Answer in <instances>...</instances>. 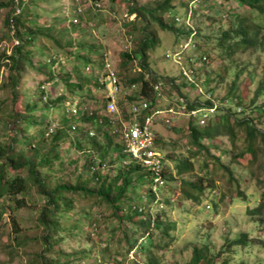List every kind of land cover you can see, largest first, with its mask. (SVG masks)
<instances>
[{
    "label": "trees",
    "instance_id": "trees-1",
    "mask_svg": "<svg viewBox=\"0 0 264 264\" xmlns=\"http://www.w3.org/2000/svg\"><path fill=\"white\" fill-rule=\"evenodd\" d=\"M74 1L72 14L78 20L84 10L101 9V0H90L83 11L80 9L82 5L75 6L78 0ZM138 1L120 0V3L127 5L123 14L130 21L125 25L135 26L138 40L131 37L133 47L121 52L117 64L119 70L116 71L113 66L120 88L117 95L119 116L107 113L106 98L97 84L107 51H102L101 43L87 39L89 34L84 33L72 19L68 20V26L64 24L67 19L61 12L59 0L0 1V9L9 7L3 19L8 28L4 38L10 42L14 38L19 41L9 56L0 52V67L6 64L8 68L7 84H2L6 86L9 103L12 104L11 112L7 111L2 118L0 115V131L9 132V138L0 141V231L6 224L10 226L8 237L15 248H26L37 242L41 244L43 250L30 252L29 257H33L30 264H84L89 258L94 264H125L132 249L136 256L141 254L139 258L145 256L144 264H165L163 252L178 241L183 227L168 220L167 212L177 207L179 211L194 210L193 213H199L207 204L212 205L211 211L233 191L241 200L248 201L253 195L248 192L251 180L247 178L248 183L244 182L241 186V174L254 179H261L264 174V104H257L258 97L264 95V66L252 98L247 99L248 90L240 85L238 87L241 89L231 95L238 79L245 81L246 75V81L252 83L259 74L258 59L241 62L231 57L235 53L244 54L243 51L253 54L254 49L248 47L264 46V34L246 23L248 18L254 21L256 17L264 16V0H231L237 1L240 7L234 8L231 4L227 19L219 22L218 32L208 29L210 32L207 33L205 29H195L194 51L200 52L198 60L203 55L206 59H215L221 63V70L219 73L215 71L216 65L205 59L201 61L200 68L190 65L194 77L214 92L210 84L219 81L225 83L229 69H234L224 99L231 100L234 105L239 104L245 114L237 113L233 107H224L223 110L218 109L204 127L197 126L196 118L186 116L183 127L185 145L177 143L175 150H166L162 146L164 142L157 141L155 144L154 148L163 153L165 178L164 184L155 190L153 170L140 160L133 159L128 166L121 164L118 168L113 165L110 154L116 155L120 161L127 160V152L124 151L126 142L123 136L121 138V132L124 131V124L135 120V112L132 111L134 101L145 99L153 104L156 101L153 85L157 81L161 80L167 86L163 93L169 104L185 98L188 109L212 105L208 98L195 95L194 91V95L189 96L187 89L193 90L195 86L182 81L180 73L158 74L147 63L148 52L155 50L161 42L160 30L173 31L174 43L179 44L185 31L176 25L175 17L183 13L182 6L186 3L178 5L174 3L175 0H152L142 5ZM223 1L230 0H221L220 7ZM42 2L48 6L41 7ZM177 5L181 10H175ZM240 8L255 10L258 15L245 17V13H237ZM199 10L198 7L192 15ZM113 12L111 7L109 13ZM166 13L168 21L163 18ZM41 17L50 21L41 22ZM77 31L80 32L79 36H73ZM209 40L214 41L220 49L216 48V57L211 55L212 46H207ZM34 56L41 59L38 65L33 62ZM52 56H62L63 62L55 65ZM5 58L9 59L6 61L9 64L2 63ZM133 62L138 68H133L134 73L131 72ZM87 65H90V70H86ZM29 70L41 76L35 87V100H29L26 93L22 95L17 87L19 83H25ZM58 82L63 87L59 95L42 88L45 83ZM122 82L125 88L133 92L125 93V101L121 98ZM92 87L101 92L100 97L92 96ZM84 90H87L86 93H83ZM22 96L27 100L19 106ZM74 98L78 100V112L66 117L67 106H63V103L68 101L73 104ZM87 99L93 100V106L91 103L89 107L86 106ZM128 100H131L129 106ZM39 101L44 104L37 106ZM52 108L64 109V114L51 119L48 111ZM247 111L250 113L246 114ZM206 137L212 138L210 144L206 143ZM64 145L65 148H62ZM76 150L82 154L86 171L80 169L78 158L69 162L72 168L64 161L63 155ZM129 158L132 159L131 156ZM171 158L175 159L170 167L167 159ZM188 159L196 160L187 162ZM63 172H70V179L62 176ZM140 187L147 192V196L140 192ZM261 197L264 198L263 192ZM39 198L44 199V204L37 206ZM79 206L80 210L77 211L76 207ZM22 208L38 210L34 225L40 229L38 235L25 234L26 228L20 224L16 213L17 209ZM245 215L257 216L260 231L249 241L261 252L264 250V200L247 206ZM200 223L202 221H195L194 228L197 229ZM95 225L98 227L92 230L91 227ZM171 230L174 234H171ZM94 233L98 240L89 247L81 246L68 251L61 246L70 239L78 243L81 240L89 242L90 235ZM229 240L226 238L224 244ZM249 241L246 233H243L231 240L228 247L235 244L246 246ZM96 248H101V256L96 253ZM220 251L221 246L218 250L213 249L209 240L201 247L193 243L189 259L184 264H217ZM45 252L55 257L47 258ZM137 263L141 264L138 259L134 260V264Z\"/></svg>",
    "mask_w": 264,
    "mask_h": 264
},
{
    "label": "rangeland",
    "instance_id": "rangeland-1",
    "mask_svg": "<svg viewBox=\"0 0 264 264\" xmlns=\"http://www.w3.org/2000/svg\"><path fill=\"white\" fill-rule=\"evenodd\" d=\"M4 1V0H0ZM152 0H139L138 2L142 5H147L150 3ZM193 0H182L180 2L181 5L182 3H186L185 6L183 7V13L179 14L177 17H179L178 21H175L176 25L181 27L185 33L182 35V37L179 40V44L174 43V34L173 31L171 30H160L158 32L159 37L161 38L160 44L155 48L153 51H149L148 55V65L155 70L158 74H172L176 75L180 73V77L182 81H185L184 78L182 77L181 69L180 66L174 62H172L169 59H165V53L167 51H172V50H179L182 48L183 44L188 41V35L189 31L191 29H205L206 32L215 31L218 32L219 30V22L221 19L226 18V14L229 10V8L234 6L236 8L237 1H229V2H224L222 4V7H220V1L221 0H201L200 3L196 4V8L199 7V4H201V9L199 10L198 13L195 15H190V19L187 20V23L185 22L186 20V15L189 10V8L192 5ZM74 0H59L58 3H61V12L63 13L64 16H66V21L64 24L68 26V23L70 19L73 20V23L78 24L81 28L82 31L86 34H89L87 39H91L93 42L96 43H101L103 48L102 51L105 49L107 51V55L109 57V60L111 64L115 67L116 71L119 70V66L117 67V64L120 60V54L124 50V46L127 42V40H131V37H136L137 38V31L135 29V26L132 25H125L127 21H130L126 19L124 16V12L126 11V4L123 2L120 3L119 1H115L114 3L111 0H101V9L98 10L96 8H90V10H84L88 4H90V0H78V3L75 6H80V9L84 12L81 13L82 15L79 17V20L77 19L76 16L72 14L73 12V5H74ZM176 6L175 10H181V7ZM41 7H46L48 6L46 3L42 2L40 3ZM111 7H113V13L111 12ZM87 8V7H86ZM9 10V7H4L0 9V41L5 39L4 37L6 36L7 33V26L3 22V19L5 15L7 14ZM245 11V12H244ZM96 12V15H95ZM241 12L245 13V17H253L257 16L258 12L255 10L247 11L243 10L240 8L237 13ZM177 13V11H176ZM181 13V11H180ZM55 14V13H54ZM185 15V19H184ZM113 16V17H112ZM181 17V18H180ZM163 18L165 21L169 20L168 13L166 15L163 14ZM227 19V18H226ZM231 19V17H230ZM42 20L50 21L49 18H44L41 17L40 21ZM222 20V21H223ZM72 22V21H70ZM216 22V23H215ZM225 22V21H224ZM139 24V22H138ZM137 24V25H138ZM217 24V25H216ZM254 24L261 25V29L264 33V16H258L254 19ZM217 27V28H216ZM210 29V30H208ZM77 31L76 35L73 36H79L80 32ZM192 42L195 44L196 41V35H193L192 37ZM132 41V40H131ZM8 43L10 40L7 41ZM216 43L214 41L210 42L207 44V46L211 47V55L213 57H216V48L217 46L215 45ZM132 45V44H131ZM133 45L131 46V48ZM14 47H11L13 49ZM219 51L220 49L217 48ZM248 49H254V53L250 54L249 51H243L244 54L242 53H235L231 58L236 60V61H241L243 62L244 60L247 61L251 59H258L260 62V67L257 69V74L254 81L252 83L247 82L246 80V75H245V81L243 79H238V81L234 84L233 87V93L238 92L241 88H247V99L252 98L253 92L255 91L256 86L258 85V79L260 76H262V68L264 66V46L260 45H255L252 47H248ZM263 50V51H261ZM184 56H189L192 57L195 54L194 47L190 46L183 51ZM7 56L9 54L6 53ZM188 58H186L184 64L186 67H188L187 64H189ZM8 58H5L2 63H7ZM40 57L39 56H34L33 62H35V65H38L40 62ZM208 62H211L215 66V71L218 70V73L221 70V63L216 62L215 59L210 60L206 59ZM181 64L183 65V57L181 60ZM190 65V64H189ZM137 69V65L134 64L133 66L131 65V72ZM7 65H1L0 67V104L3 102L0 111L1 118L2 116H5L4 113L7 111L11 112V102L9 103L8 99V90L6 86L3 87L2 83H6V75L8 73L7 70ZM233 70L234 69H229L228 77L225 83L219 81L218 82H213V88L214 92L218 96H226V91L229 89V85L231 84L232 78H233ZM58 71V70H56ZM131 73V74H132ZM204 75V73H203ZM75 77H73L74 79ZM220 79V77H218ZM41 80L40 75L34 74L32 70H29V72L26 74V79L24 80L25 83L20 85L18 84V89L20 90V93L24 95L25 93L27 96H29V100L36 99V95L34 94V91H36L35 87L38 84V81ZM75 80V79H74ZM7 84V83H6ZM44 88H46L47 91H53L57 92V94L60 93V91L63 89L61 82H58L56 84L53 83H45L43 84ZM240 85L241 88L238 87ZM87 87H90L88 85ZM123 87V88H122ZM93 88V87H92ZM122 92H121V98L123 100H126V94H133L132 90H129L125 88V86L121 85ZM95 90V91H94ZM87 90H84L83 93H86ZM52 92V93H53ZM100 92V91H99ZM96 91V88H93L92 91V96L96 97L99 96L101 92L99 93ZM187 92L189 96H193V90L191 88L187 89ZM9 94V93H8ZM49 94V93H48ZM193 94V95H192ZM31 97V98H30ZM20 99V98H18ZM168 99V98H167ZM181 99V98H180ZM185 99V98H184ZM27 99L22 96L21 102L18 103V105L22 106L23 102H25ZM122 100V99H121ZM168 101V100H167ZM87 107H89V103L93 102L91 99L85 100ZM127 106L131 104V100L127 101ZM176 103V102H175ZM37 106L43 105V101H39L36 103ZM170 106L175 105L168 104ZM257 104H264V95L258 97L257 99ZM63 106H68L69 103L68 101H64ZM91 106H93V103H91ZM126 106V107H127ZM119 110V108H118ZM64 109L60 108H52L48 111V116L51 119H57L60 118L63 114ZM242 114H245L244 111L241 112ZM250 112L247 111L246 114H249ZM117 114V113H116ZM140 112L135 115V119L137 120L139 118ZM65 116L67 117V114L65 113ZM119 116V114H118ZM115 116V117H118ZM186 121V116L185 115H179L176 117L174 122L171 125H165V124H160L158 126V142H164L162 145L164 149L166 150H175V145L179 143L180 145H185L186 138L184 136L185 130L183 129L184 124ZM87 125V124H86ZM3 129L0 131V141L4 142L9 138V132L3 133ZM123 136V133L121 132V138ZM220 140V138H218ZM62 146V144H61ZM65 148V145L64 147ZM163 154V153H162ZM82 154L79 153V151H71L63 155L64 161L69 168H72L71 164L69 163L71 160H74V158H78V163L80 164V169H83V171H86L87 168L85 165H83V157L81 156ZM161 156V153L159 152L158 157ZM181 156V155H180ZM112 158V163L113 165L118 168L121 166V164L128 166V163L126 161L123 162V160H119L116 155L110 154L109 159ZM179 158V157H177ZM176 158V161H177ZM175 159V158H173ZM173 159H167V162L169 166L171 167L173 163ZM196 159H188L187 162H194ZM122 162V163H121ZM176 164V163H175ZM175 170V167H174ZM110 172V169H109ZM245 172V171H244ZM70 172H63L62 176L65 178L70 179ZM241 183L240 185L243 186L244 182L248 183V179L250 181V186L248 187V192L253 193V195L248 199V201H243L240 199L239 195L235 194L234 191L229 195L224 202L218 203V205L211 211L208 207H204L201 212H195L189 211V212H184V211H179L177 207L173 208L171 211L167 212V217L168 220H172L176 222L180 227H182V233L181 237H178V241L172 245L169 250H166L163 252V259L165 264H184L186 260L189 259V252L191 250V245L194 243L196 246L201 247L204 242L209 240V245L213 247V249L218 250V248L221 246V251L217 260V264H264V250L261 252L257 251V247L255 245H252L249 241L250 237L257 236L259 234V226L257 225L256 222L257 216H249L247 217L245 215V209L247 206H252L255 203H258L260 200H264V198L261 197V193H264V183H263V178L259 180L258 178H253L252 176H248L241 174ZM164 178V175H163ZM248 178V179H247ZM165 180V178H164ZM259 180V181H258ZM151 189V188H150ZM140 192H142L145 196H147V192H143V187H140ZM37 206L43 205L44 204V199L39 198L37 201ZM207 206V205H206ZM210 206H212L210 204ZM144 207V206H143ZM159 207H162V204H159ZM76 210H80V206L76 207ZM81 212V211H80ZM18 219L20 221V224L26 228L25 234L28 236H35L40 233V229L37 227H34L35 225V220L38 215V210L37 209H29V208H22V209H17L16 210ZM6 216V215H5ZM195 221H202L203 228L200 229H195L194 228V223ZM98 226L95 225L92 228L94 230ZM86 228V225H83V229ZM90 228V229H91ZM11 231V228L9 225L3 226L2 230L0 231V264H30V261L33 260V257L30 256V252H37L41 249V244L39 242L37 243H32L29 247L23 248H15L14 244L12 245L11 240L8 237L9 232ZM247 231L246 233V239L248 236V241L249 244L244 246L243 244H235L232 246L228 247V243L235 238L236 235H238L240 232ZM91 234V233H90ZM171 234H174V231L171 230ZM90 241L87 242L85 240H81V243L74 241H71L72 239L68 240L66 243H62L61 246L63 247L64 250H71V249H77L82 247H89L91 243L96 242L98 240V237L96 236V233L90 235ZM226 238L230 239L228 243H225ZM84 239V238H83ZM141 240V239H139ZM139 240L137 241V245L139 244ZM71 241V242H70ZM143 242V240L141 241ZM12 245V247L10 246ZM68 244V245H67ZM96 253L101 256V248H96ZM106 253V252H105ZM44 256H48L47 258L53 257V254H49L45 252ZM141 254L136 256L134 254V250L132 249L129 254H128V259L125 264H134V260H139V263L144 264L145 263V256L139 258ZM55 257V256H54ZM53 257V258H54ZM105 258H107V254L104 255ZM260 260H259V259ZM97 260V259H96ZM99 263V262H98ZM84 264H94L92 263V259L89 258L88 260L84 261ZM138 264V263H137Z\"/></svg>",
    "mask_w": 264,
    "mask_h": 264
},
{
    "label": "built area",
    "instance_id": "built-area-1",
    "mask_svg": "<svg viewBox=\"0 0 264 264\" xmlns=\"http://www.w3.org/2000/svg\"><path fill=\"white\" fill-rule=\"evenodd\" d=\"M200 1L201 0L192 1V5L186 15V23L187 20L190 19V15L193 13V11L197 9L196 4L200 3ZM201 7V4H199L200 9ZM16 11H18V9H16ZM177 16L178 15L176 14L175 21L179 20V17ZM193 35H196V30L192 28L191 31H189L188 41L183 44L182 48H180L179 50L167 51V53H165V58L171 60L172 62L180 66L182 77L184 78V80L194 84V94H202L206 98L212 100L210 93L204 92L201 80H196V77H194L195 74L192 72V68H200L201 66V63L198 61V56L200 52H195L194 56L192 57H187L183 54L184 49L190 46L195 47V44L192 42L191 38ZM7 41L8 40L6 39L0 41V52H5V54L7 53L10 55L12 51L11 47L17 45L19 41L17 38H14L12 42L9 43ZM131 44L132 41L130 39L127 40L124 46L125 49L130 50L132 46ZM182 57L183 65L181 64ZM52 58H54L56 61L55 65L60 61L63 62L62 56H52ZM186 58H188V62L190 63L192 68L189 64H187L188 67H186V65L184 64ZM205 59L206 57L203 56L202 60ZM90 68V65L86 66V70H90ZM103 68V71L97 77L98 88L103 92L104 98H106L107 113L109 115L117 113L118 115L119 110L117 105V95L120 92L119 82L117 72H115V69L111 64L107 54L104 55ZM153 87V90L155 91L154 94L156 101L153 104H150V101L145 99L134 101L132 111L135 112V115L140 112V115L137 120H132L127 125L124 124L123 138H125L126 142V148L124 150L125 152H127L126 162L129 164L133 161V159L140 160L142 164L148 166V168L153 170V182L155 184L153 186V190H155L157 186L164 184L165 181L163 178L162 157H158L160 151L158 149H155V144H157L158 141V126L160 124L171 125L177 116L185 115L195 117L196 119H198V125L200 127H203L206 124V121L209 116L213 113V107L211 106L206 108L188 109L187 102L184 98L179 99V101L176 103L172 102L175 107L170 106L166 104H169V102L167 101V98L163 93V89H167L165 83L159 80L153 85ZM42 88H44V85L42 86ZM77 103L78 100L74 98L73 104H69V107H66L65 113L68 115L77 114ZM217 103L220 104V100H214L213 106H216ZM90 134L92 135L93 133L90 132ZM129 156H131L132 159H130Z\"/></svg>",
    "mask_w": 264,
    "mask_h": 264
},
{
    "label": "clouds",
    "instance_id": "clouds-1",
    "mask_svg": "<svg viewBox=\"0 0 264 264\" xmlns=\"http://www.w3.org/2000/svg\"><path fill=\"white\" fill-rule=\"evenodd\" d=\"M180 1H182V0H175L174 2L177 3V4H179ZM236 6H237V7H240L238 4H236ZM246 23L249 24L250 26L254 27V28L256 27L257 29H259L262 35L264 34L263 31H262V29H261V26H256V24H254V21L251 20L250 18H248V19L246 20ZM123 50H125V48H124ZM202 55H203V54H202ZM199 56H200V54H199ZM203 56H204V55H203ZM203 56H201L200 60H198L200 63H201V61H204V60H202V57H203ZM206 61H207V60H206ZM200 67H202V64H201ZM201 84H202V81H201ZM210 87H213V84H210ZM202 88L204 89V92H205V93H210L211 98H212V100L208 98V99L212 102V105H210V106H206V107H211V106L213 107V113L209 116V118H210L211 116H213V115L218 111V109L223 110L224 107H233V108L236 110L237 113H241V112L243 111V108H242L239 104H235V105H234V104L231 102V100L227 101V99H224V97H226V96H224L225 94H223L222 96H218L215 92H211V91L208 89L207 86H203V85H202ZM193 89H194V88H193ZM233 94H234V93H231V95H233ZM195 95H196V94H195ZM198 95H202V94H198ZM203 97L206 98L204 95H203ZM214 100H220L221 103H220V104L217 103L216 106H213V105H214ZM206 107H199V108H206ZM187 117H191V116H187ZM191 118H195V117H191ZM209 118L207 119L206 124H207ZM196 121L198 122V119H196ZM206 124H205V125H206ZM205 125H204V126H205ZM197 126H199L198 123H197ZM204 126H203V127H204ZM199 127H200V126H199ZM209 142H212V138H208V137H206V143L210 144ZM161 154H162V153H161ZM162 162H163V160H162ZM205 207H208V208L210 209L209 204H207V206H205ZM197 228H198V229L203 228V224L200 223V224L197 226ZM243 233H247V231L240 232V233H239L238 235H236L235 238H233L232 240H235V239L239 238L240 235L243 234Z\"/></svg>",
    "mask_w": 264,
    "mask_h": 264
},
{
    "label": "crops",
    "instance_id": "crops-1",
    "mask_svg": "<svg viewBox=\"0 0 264 264\" xmlns=\"http://www.w3.org/2000/svg\"><path fill=\"white\" fill-rule=\"evenodd\" d=\"M64 114V113H63ZM64 116V115H63Z\"/></svg>",
    "mask_w": 264,
    "mask_h": 264
}]
</instances>
